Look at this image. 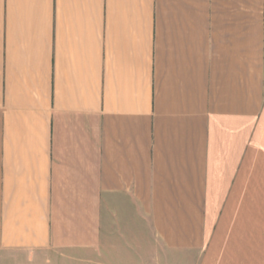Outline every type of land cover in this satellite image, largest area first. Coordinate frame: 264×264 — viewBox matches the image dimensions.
I'll use <instances>...</instances> for the list:
<instances>
[{
	"label": "crops",
	"instance_id": "0c3cea01",
	"mask_svg": "<svg viewBox=\"0 0 264 264\" xmlns=\"http://www.w3.org/2000/svg\"><path fill=\"white\" fill-rule=\"evenodd\" d=\"M264 264V0H0V252Z\"/></svg>",
	"mask_w": 264,
	"mask_h": 264
},
{
	"label": "rangeland",
	"instance_id": "374dc122",
	"mask_svg": "<svg viewBox=\"0 0 264 264\" xmlns=\"http://www.w3.org/2000/svg\"><path fill=\"white\" fill-rule=\"evenodd\" d=\"M0 264H97L91 260L89 254L75 256L71 253L55 252L29 256L24 252H0Z\"/></svg>",
	"mask_w": 264,
	"mask_h": 264
}]
</instances>
